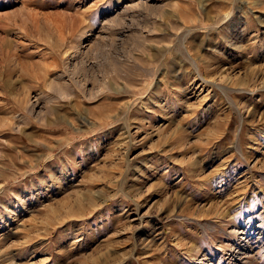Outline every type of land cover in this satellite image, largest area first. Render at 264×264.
I'll use <instances>...</instances> for the list:
<instances>
[{"label": "rangeland", "instance_id": "rangeland-1", "mask_svg": "<svg viewBox=\"0 0 264 264\" xmlns=\"http://www.w3.org/2000/svg\"><path fill=\"white\" fill-rule=\"evenodd\" d=\"M0 264H264V0H0Z\"/></svg>", "mask_w": 264, "mask_h": 264}]
</instances>
